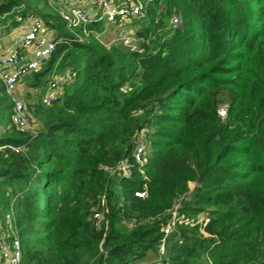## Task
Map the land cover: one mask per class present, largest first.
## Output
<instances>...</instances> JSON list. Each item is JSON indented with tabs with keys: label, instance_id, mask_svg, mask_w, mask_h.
<instances>
[{
	"label": "trees",
	"instance_id": "1",
	"mask_svg": "<svg viewBox=\"0 0 264 264\" xmlns=\"http://www.w3.org/2000/svg\"><path fill=\"white\" fill-rule=\"evenodd\" d=\"M177 12L184 25L172 31ZM29 13L69 37L48 2L0 0V24ZM145 20L142 52L95 40L58 45L36 79L71 59L82 82L35 107L36 134H0V226L10 220L9 240L20 238L21 264L159 255L179 199L196 225H178L150 264H264V0H154ZM11 112L0 79L1 128ZM151 128L145 175L138 167L129 179L113 174L133 156L136 133ZM143 189L145 198L134 195ZM104 197L109 228L98 231L93 210Z\"/></svg>",
	"mask_w": 264,
	"mask_h": 264
},
{
	"label": "built area",
	"instance_id": "2",
	"mask_svg": "<svg viewBox=\"0 0 264 264\" xmlns=\"http://www.w3.org/2000/svg\"><path fill=\"white\" fill-rule=\"evenodd\" d=\"M45 1L66 23L69 37H58L56 31L49 28L43 20L34 14H18L16 22L20 29L12 39L10 47L0 54V79L12 100L10 126L27 135L36 134L38 125L33 120L26 102L19 97L20 86L24 80L41 73L53 57L57 46L63 43H90L95 40L108 49L122 45L133 52L139 51L140 40L137 42L135 30L128 26L134 21L147 19L150 5L154 0L146 2L143 0ZM164 11L163 8H160L159 14ZM104 20L114 25V31L105 30L100 33L97 30L98 25ZM183 25V19L177 12L171 18L170 29L175 31L183 28ZM78 76V72L75 70L55 74L49 81L48 92L42 99V105H51L54 101L62 98L68 88L78 84ZM125 90H129L128 86L125 87ZM219 115L223 118L226 117L225 111H219ZM153 132L154 129L151 128L136 133L133 138L135 145L133 156L127 157L118 166L111 169L113 174L117 173L119 177L129 179L133 176V169L138 167V172L145 175L142 167L149 162V134ZM134 195L145 198L147 192L144 189L137 190ZM181 201L182 199H179L174 202V206L169 212L168 221L163 225V236L158 250L161 259L166 254L168 238L178 225H191L192 227L196 225L194 220L180 214ZM100 206L102 210H98ZM108 216L109 209L104 197L99 206L93 210L92 223L96 230H108ZM201 219H203L202 222H200ZM134 222L135 220L131 224ZM197 223L200 225L204 223L203 226H205L208 219L202 216ZM203 235L207 236L205 233ZM101 253L107 255L103 249ZM22 259L23 249L19 237L16 236L10 240L8 235L0 237V264H21Z\"/></svg>",
	"mask_w": 264,
	"mask_h": 264
},
{
	"label": "rangeland",
	"instance_id": "3",
	"mask_svg": "<svg viewBox=\"0 0 264 264\" xmlns=\"http://www.w3.org/2000/svg\"><path fill=\"white\" fill-rule=\"evenodd\" d=\"M37 1H38V3H41L42 5H45V3H46L45 0H37ZM143 1L146 2L147 0H143ZM151 5H150V8H151ZM41 7L43 8V6H41ZM149 12H150V10H149ZM12 21L16 22V17L9 18L7 20V22H6V25L11 26L13 24ZM170 21H171V19H170ZM144 23H146V20L145 21H134L130 26H128V28H133L135 30V34L137 35L138 30L141 29V27H143ZM3 26H5V23L4 24H0V36L1 35L2 36H7V35H9L10 31L12 32L16 28V24L15 25L13 24L11 30H10L9 26L6 27V28L3 27ZM114 29H115V27H114L113 24H111V23H109V22L104 20L98 25V29L97 30L101 33V32H103L105 30L109 31V32H112V31H114ZM168 29H170V22L168 24ZM136 39H137V42L139 40H141V39H139L137 37H136ZM141 41H143V40H141ZM118 47H124V46L121 45V46H118ZM138 49H139V52H142V49H140V48H138ZM80 61H81V63H84V59L83 58H81ZM69 63H72L71 59L66 60V62H61V63L59 62V63L55 64L54 69L52 71H50V72L46 73L45 75L41 76L40 79H36L35 75L34 76H30V77L26 78L24 80V83L21 85V88L19 90V97L26 102L27 108H28L29 111H31V113H32L31 116H32L33 120L36 122V125H38V127H39V123H38L33 111L35 110V107L37 105H41L42 104V99H43L45 93L48 92L47 89H48L49 81L53 78V76L55 74H60V73H64V72L73 70V68H72L73 66L70 65ZM80 66L81 67H79L78 72H82L81 71L82 70V65H80ZM82 80H83V76L80 73V76H78V83H81ZM225 110L226 109L223 108V107L220 108V111H225ZM11 129H12V127L10 125L7 127V129L6 128H0V134L4 133L5 130H11ZM189 187H190V191L192 192L195 189V187H196V183L195 184H193V183L189 184ZM189 195H190V193H189ZM202 221H203V219H201L200 222H202ZM203 225H204V223H203ZM8 227L9 228L7 230V228H3L2 226H0V237L11 234V231L13 230V228L11 227L10 220H9ZM127 227L131 228V223H129V224L127 223ZM189 227H192V226L189 225ZM202 232L207 234L204 231L203 228L201 229V233ZM207 236H209V235L207 234ZM102 249L104 250L103 247L101 248V250ZM159 259H161L160 255L155 254V253H149V254H147L145 256L144 259H142L140 261H137L136 264H150V263L159 261Z\"/></svg>",
	"mask_w": 264,
	"mask_h": 264
},
{
	"label": "crops",
	"instance_id": "4",
	"mask_svg": "<svg viewBox=\"0 0 264 264\" xmlns=\"http://www.w3.org/2000/svg\"><path fill=\"white\" fill-rule=\"evenodd\" d=\"M8 26L9 25H5L3 27L6 28ZM11 29H12V27H11ZM19 29H20V26L18 25V23H16V28L14 29V31H12V32L10 31L9 35H7V36H2V35L0 36V54H2L5 51V49L10 47V45L12 44V39L16 36ZM21 29H22V27H21ZM20 88H21V86H20ZM0 128H1V126H0ZM190 184H192V183H190ZM193 184H195V183H193Z\"/></svg>",
	"mask_w": 264,
	"mask_h": 264
}]
</instances>
